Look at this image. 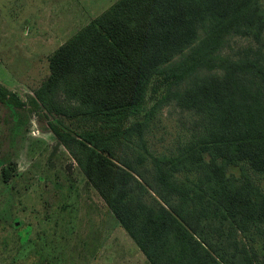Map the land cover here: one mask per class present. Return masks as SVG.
Returning <instances> with one entry per match:
<instances>
[{
    "label": "trees",
    "instance_id": "16d2710c",
    "mask_svg": "<svg viewBox=\"0 0 264 264\" xmlns=\"http://www.w3.org/2000/svg\"><path fill=\"white\" fill-rule=\"evenodd\" d=\"M230 37L256 46L223 56ZM48 69L32 104L147 264L264 263V189L247 173L264 177V0H118ZM172 101L195 131L154 156L144 131ZM0 104L25 105L2 85Z\"/></svg>",
    "mask_w": 264,
    "mask_h": 264
},
{
    "label": "rangeland",
    "instance_id": "374dc122",
    "mask_svg": "<svg viewBox=\"0 0 264 264\" xmlns=\"http://www.w3.org/2000/svg\"><path fill=\"white\" fill-rule=\"evenodd\" d=\"M115 1L0 0V85L25 104H0V264H147L31 101L49 74V56ZM249 46L256 45L230 37L222 55L236 58ZM196 120L174 101L164 105L144 131L145 148L154 156L177 154ZM132 144L144 154L137 137ZM247 173L264 189L262 175ZM258 253L256 264H264Z\"/></svg>",
    "mask_w": 264,
    "mask_h": 264
},
{
    "label": "crops",
    "instance_id": "0c3cea01",
    "mask_svg": "<svg viewBox=\"0 0 264 264\" xmlns=\"http://www.w3.org/2000/svg\"><path fill=\"white\" fill-rule=\"evenodd\" d=\"M116 1H118V0H116ZM116 1H115V2H116ZM115 2H114V3H115ZM114 3H112L110 6H112ZM110 6H109V7H110ZM109 7H108V8H109ZM108 8H107V9H108ZM107 9H105L104 11H106ZM104 11H102V12H100V13H98L97 15H94V16H91V15H90V16H89V20H88V21H87L82 27H80L78 30H76V31L73 33V35L76 34V33H77L79 30H81L83 27H85L87 24H89L94 18H96L97 16H99L100 14H102ZM73 35H72V36H73ZM72 36H71V37H72ZM68 39H69V38H68ZM68 39H67V40H68ZM67 40H66V41H67ZM66 41H65V42H66ZM65 42H64V43H65ZM61 45H62V44H61ZM61 45H60V46H61ZM130 239H131V238H130ZM131 240H132V239H131ZM138 253L142 256V259L147 263V261H146L145 257L143 256V254H142L140 251H139Z\"/></svg>",
    "mask_w": 264,
    "mask_h": 264
}]
</instances>
